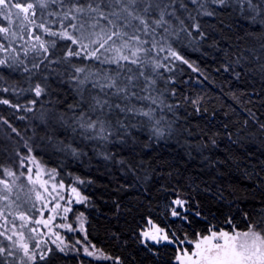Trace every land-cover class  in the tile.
Wrapping results in <instances>:
<instances>
[{"label":"snow or ice","instance_id":"6c2138e0","mask_svg":"<svg viewBox=\"0 0 264 264\" xmlns=\"http://www.w3.org/2000/svg\"><path fill=\"white\" fill-rule=\"evenodd\" d=\"M230 11L255 25L252 32L264 31V0H0V157L12 161L0 163V264H66L68 257L76 264H126L91 243L82 212L56 225L82 238L73 242L52 231L57 215L68 220L73 202L87 204L88 197L76 187L74 200L60 195L65 185L55 182L57 169H47L36 150L68 162H107L126 149L134 152L145 133L155 141L179 133L182 90L174 74L181 65L200 73L187 58L189 48L219 49L227 59L218 71L264 79V35L256 54L239 43L222 45L213 34L217 15ZM184 99L195 105L194 114L207 111L200 99ZM12 117L24 124H14ZM249 121L264 136V119L249 110L245 127ZM39 126L44 135L37 144ZM228 140L238 143L230 132ZM217 143L216 135L205 133L201 148ZM247 174L258 177L251 188L259 195L251 210H240L244 229L190 234L197 220L207 219L205 209L196 195L173 188L165 211L176 230L153 224L139 233L138 243L157 258L170 246L176 264H264V176ZM225 222L234 223L231 211Z\"/></svg>","mask_w":264,"mask_h":264},{"label":"trees","instance_id":"16d2710c","mask_svg":"<svg viewBox=\"0 0 264 264\" xmlns=\"http://www.w3.org/2000/svg\"><path fill=\"white\" fill-rule=\"evenodd\" d=\"M254 27L239 12L231 11L218 14L212 22L213 34L222 45L235 48L239 43L241 48L253 47L259 54V38L264 31L252 32ZM244 33L251 35L244 36ZM186 55L199 67L200 73L181 65L182 70L174 74L177 87L182 90L178 96L179 133L160 141L149 140L145 133L134 152L127 149L118 152L115 161L68 162L43 148H37L35 153L47 169H57V180L65 185L75 180L85 181L79 188L88 197L87 207L81 208L86 217L88 238L107 253L124 258L126 264L132 256L135 260L131 264H176L170 246L162 249L157 258L138 243L139 233L148 221L171 229L172 218L165 208L174 196L173 188L196 195L205 209L207 219L197 220L189 229L190 234H207V229L213 227L244 229L240 210L245 206L251 210L253 196L259 195L251 188L258 177L247 173L258 172L264 176V136L258 134L252 121L247 127L244 121L249 118V110L264 119V79L258 74H245L237 79L230 73L218 71L227 57L207 45L197 51L189 48ZM253 64L255 66V62ZM185 97L189 101L200 99L201 107L207 111L203 115L194 114L195 105L185 101ZM5 114L11 116V110ZM12 119L14 124H24ZM42 127L36 128L37 144L44 135ZM185 129L192 134L188 135ZM229 132L238 143H230ZM205 133L216 135V146L201 148ZM121 159L126 163L120 164ZM0 163L7 165L12 161L0 157ZM261 188L264 190V185ZM220 193L223 200L217 199ZM209 208L214 216L208 214ZM229 211L234 218L232 225L225 222ZM190 238L198 237L190 235ZM66 264H76V261L68 257Z\"/></svg>","mask_w":264,"mask_h":264},{"label":"rangeland","instance_id":"374dc122","mask_svg":"<svg viewBox=\"0 0 264 264\" xmlns=\"http://www.w3.org/2000/svg\"><path fill=\"white\" fill-rule=\"evenodd\" d=\"M44 179H48L47 176L43 177ZM55 182H60V180L58 181L57 180V177H56V181ZM81 183H78V180H75L73 183L69 184V185H65V188L64 189H58L60 195H63L66 199H73L74 200V196L73 194L71 193V188L72 187H76L78 191H80L81 195L82 194V191L80 190L79 188V185ZM61 203V205L63 206L65 204V201L64 200H61L59 201ZM87 207V204H84V203H81V204H76L75 202H73V204L71 205V208H72V212L68 213V220H64L62 221L60 219V216L57 215L56 218L52 221L51 223V229L52 231L54 232H59L61 235L65 236V237H68V236H71L72 239H73V242L75 239H78V238H82L81 236V233L79 232H76V233H68L65 231V229L63 228H57L56 225L57 224H61V223H70V222H73L75 221V217L78 216L80 213H81V208L82 207ZM50 213H48L47 211L45 212V218H47V216H49ZM85 217V215H84ZM86 218V217H85ZM86 221V219H85ZM17 223H19V221H17ZM154 223L151 222L149 223V221L147 222L146 226L143 228L142 231H148L152 228V225ZM85 226H86V222H85ZM157 226V225H156ZM74 227H78V222L74 223ZM41 231L47 233V229H43L41 228ZM186 248L190 249V250H194V246L193 245H185ZM95 263V261H93ZM111 263V262H110Z\"/></svg>","mask_w":264,"mask_h":264}]
</instances>
